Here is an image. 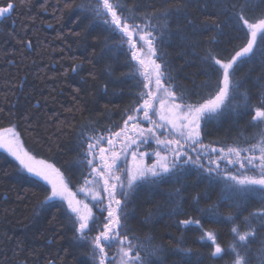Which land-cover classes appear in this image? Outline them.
<instances>
[{"label":"snow or ice","instance_id":"snow-or-ice-1","mask_svg":"<svg viewBox=\"0 0 264 264\" xmlns=\"http://www.w3.org/2000/svg\"><path fill=\"white\" fill-rule=\"evenodd\" d=\"M19 3L27 5L28 0ZM70 3L64 0L65 7ZM165 3L175 7L157 11L154 0H88L86 5L91 17L115 41L107 51H118L124 57L127 73L119 83L133 82L135 89L118 123L103 130L90 128L87 133L82 128L74 145L76 158L66 165L41 158L26 147L15 124L0 128V149L26 174L21 178L43 193L39 206L62 212L75 238L87 245L92 264H117V257L118 264H148V256L159 257L163 249L153 243V237L142 241L132 234L128 207L141 188L165 183L174 186L169 200L178 227L199 231L200 241L210 242V259L228 256L230 264H252L250 246L260 240L264 252V98L253 104L247 92L241 94L243 112L233 100L244 86L235 78L238 68L254 62L264 68V10L249 9L248 0H213V7L226 19L210 28L205 25L214 33L201 57L206 79L189 92L175 84L162 49L169 18L179 20L187 2ZM18 6L16 0H0V21L11 19ZM183 19L192 24L186 14ZM225 28L235 33L229 42H238L230 49L220 47ZM183 38L189 39L187 35ZM25 46L31 48V41ZM78 70L79 65L73 66V72ZM106 71L112 74L115 69L108 65ZM232 115L250 117L248 126L259 129L257 134L241 139V132L231 144H205L208 126ZM192 177L193 188L207 182L206 189L192 194L191 204L185 207L183 193ZM217 188V199L212 201ZM253 197L257 207L241 220ZM222 207L236 211L225 214ZM150 221V216L145 217L146 224ZM205 224L230 225L231 243L222 247L218 233ZM113 248L116 255L110 256ZM178 251L190 257L191 249L182 241Z\"/></svg>","mask_w":264,"mask_h":264},{"label":"trees","instance_id":"trees-1","mask_svg":"<svg viewBox=\"0 0 264 264\" xmlns=\"http://www.w3.org/2000/svg\"><path fill=\"white\" fill-rule=\"evenodd\" d=\"M16 2L19 6L12 18L0 21V128L15 124L26 147L41 158L66 165L76 158L74 145L82 128L87 133L90 128L103 130L120 121L123 110L132 103L133 82L119 83L127 73L124 57L118 51H107L115 41L91 17L86 7L88 0H71L67 7L64 0H28L27 5ZM186 2L187 8L179 20L175 16L169 18L162 49L175 84L190 92L206 79L201 57L214 33L205 25L210 28L226 16L213 7V0ZM154 3L157 11L175 7L165 0ZM248 7L257 13L264 10L260 0H248ZM185 14L191 25L184 21ZM224 31L220 47L230 49L238 42L230 43L235 33L229 28ZM185 35L189 39L185 40ZM27 41H31V48L25 46ZM75 65H79V70L73 72ZM108 65H112L114 73L106 71ZM261 76L264 68L259 62L245 63L236 71V80L244 85L233 100L234 105H239L238 111L244 110L241 94L247 92L253 104L264 98ZM249 120L247 116L232 115L211 123L204 143L231 144L241 132V139L256 135L259 129L249 127ZM23 175L26 174L18 169V164L0 151V264H92L87 245L75 238L62 212L40 207L43 193L30 180L22 179ZM194 179L190 178L183 193L185 207L191 204L192 194L206 189L207 182L197 183L193 188ZM173 190L170 183L158 188L143 187L130 200L128 227L132 234L142 241L151 236L153 243L163 249L159 257L148 256V264H186L189 259L190 264H230L228 256L222 260L209 258L210 242L200 241L199 231H182L178 227L177 217L171 215L169 193ZM218 193L217 188L212 201ZM250 199L241 220L257 207L255 197ZM201 206L207 207V203L201 201ZM221 211L227 214L236 210L222 207ZM147 216L151 221L146 224ZM205 227L218 233L222 247L231 243L230 225L205 224ZM181 241L191 249L190 257L178 251ZM250 250L252 264H264L260 240Z\"/></svg>","mask_w":264,"mask_h":264},{"label":"rangeland","instance_id":"rangeland-1","mask_svg":"<svg viewBox=\"0 0 264 264\" xmlns=\"http://www.w3.org/2000/svg\"><path fill=\"white\" fill-rule=\"evenodd\" d=\"M144 126L147 127V124H145ZM154 147H155V145H153V148H154ZM0 151L3 152V153H5L3 149H0ZM148 151L151 152L152 149L149 148ZM5 154H7V153H5ZM9 157H10V156H9ZM10 158L13 159L12 157H10ZM13 160H14V159H13ZM148 162H150V161H148ZM16 163H17V162H16ZM106 251H107V249H106ZM116 251H117L116 248H113V249L109 252V255H110V256H115V255H116ZM117 264H118V257H117Z\"/></svg>","mask_w":264,"mask_h":264}]
</instances>
